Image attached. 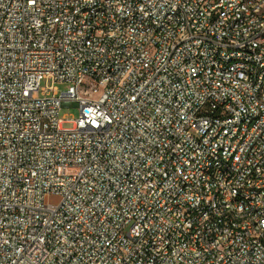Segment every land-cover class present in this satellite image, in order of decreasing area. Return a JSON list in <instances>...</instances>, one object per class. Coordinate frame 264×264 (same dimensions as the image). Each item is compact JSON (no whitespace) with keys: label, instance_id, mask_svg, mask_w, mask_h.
<instances>
[{"label":"built area","instance_id":"2783aa9c","mask_svg":"<svg viewBox=\"0 0 264 264\" xmlns=\"http://www.w3.org/2000/svg\"><path fill=\"white\" fill-rule=\"evenodd\" d=\"M258 1L0 0V264H264L232 223L245 205L264 228ZM219 142L227 197L205 211Z\"/></svg>","mask_w":264,"mask_h":264},{"label":"bare ground","instance_id":"6f19581e","mask_svg":"<svg viewBox=\"0 0 264 264\" xmlns=\"http://www.w3.org/2000/svg\"><path fill=\"white\" fill-rule=\"evenodd\" d=\"M59 1V0H52ZM76 1V0H62ZM125 1V0H118ZM210 2V0H203ZM253 0H243L245 9H252ZM96 2H86L81 6L83 20H90V13L95 12ZM264 12V0L255 3L253 16H262ZM228 29L231 31H243V23H241V14H233L228 19ZM261 34H264V24L261 26ZM264 46V38H263ZM254 64L253 56H241L239 59H232V66H249ZM227 88H238V81H227ZM259 91H264V82H259ZM262 110H264V100H262ZM261 120V112L249 114V123H256ZM235 135H242V127H235ZM213 140H222V131H214ZM226 150V142H219L216 145L215 160L212 161V169H217L213 175V180H206V187H210V194L205 204V211H215L220 206L221 201H226L227 185L224 179L226 173L232 171V162H224V152ZM232 223L247 222L253 227V237L257 239L264 251V228H262V219L260 216H254L252 210L246 209L245 205L232 206Z\"/></svg>","mask_w":264,"mask_h":264},{"label":"rangeland","instance_id":"374dc122","mask_svg":"<svg viewBox=\"0 0 264 264\" xmlns=\"http://www.w3.org/2000/svg\"><path fill=\"white\" fill-rule=\"evenodd\" d=\"M49 84H54L55 86H57L60 90L63 89H67L69 87V85L67 83L64 82H55L53 83L51 80L48 82ZM42 85L45 86L46 85V80H44L42 82ZM80 114V110L78 107H62L61 111H60V116L61 117H65V116H71L73 118L78 117ZM65 127H72L73 123L71 122H66L64 123ZM82 170V168L80 166H67V167H62L61 169V173L63 174H77Z\"/></svg>","mask_w":264,"mask_h":264}]
</instances>
